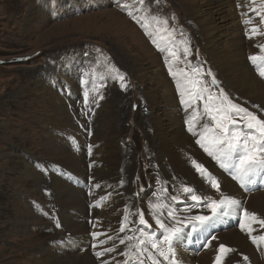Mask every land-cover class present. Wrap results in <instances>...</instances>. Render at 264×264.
<instances>
[{
    "label": "rangeland",
    "instance_id": "374dc122",
    "mask_svg": "<svg viewBox=\"0 0 264 264\" xmlns=\"http://www.w3.org/2000/svg\"><path fill=\"white\" fill-rule=\"evenodd\" d=\"M196 1L201 7L210 9L205 17L214 22L215 28L209 35L202 32L204 20L194 18L181 0H159L158 4L155 0H145L144 5L138 0H0V264H37L42 256L28 252H35L32 247L39 245L59 256L70 255L65 249L71 231L64 222L56 191L65 188L70 194L77 195L81 191L84 194L89 187L72 175L68 167L61 164L60 158L69 155L73 160L88 164L95 141H105L104 149L117 153L113 159L117 164L115 173L120 178L125 197L127 211L124 216L131 213L129 228L143 227L137 223L138 209L144 211L153 228L157 227L150 218L148 205L155 202L156 193L162 186H167L169 194L175 195L173 186L178 189L185 184L196 189L199 195L219 199L221 193L224 194V179L238 184L209 155L215 165V170L209 169V172L219 180L220 192L193 167L192 159L202 164L194 152H183V162L197 178L200 177V184L204 180L202 190L185 168L168 161L167 157L162 158L160 127L165 128L171 137L178 135L179 128L190 133L187 121L192 109L185 110L179 95H174L177 102L172 105L162 101V78L171 83L174 93H179L177 80L168 70L166 53L152 43L153 37L120 6L123 3L131 5L137 19L145 15L166 18L169 27L176 30L177 40L186 37L190 41L191 55L185 57L180 52L182 61L190 62L187 67L202 65L205 71L211 68L220 82L219 88H223L234 103L249 107L264 119V107L239 91V81L243 77L237 73V68L228 74L224 66L215 62L218 56H214L207 44L209 39L220 35L221 42H226L240 31H244L246 40L249 39L244 21L251 19L252 25L260 23V18L249 10L259 8V3L244 0L250 2L245 7L249 11H243L245 16L236 7V14L229 11L223 14L224 18L218 19L215 11L221 6L217 0L208 6L205 5L208 0ZM248 64L254 77L264 85V78L258 75L249 59ZM138 65L147 69V76H137ZM182 67H185L183 62L177 63L174 70ZM117 70L125 74L126 88L121 87V82L115 78ZM204 79L210 81L211 78L205 75ZM246 82L254 87L252 79L247 78ZM149 90L157 99L147 94ZM212 90L218 91V88ZM200 111H203L202 105ZM169 120L173 121L171 125ZM53 131L61 143L59 162L53 155L55 149L47 147ZM196 131L199 133V125ZM193 146L195 150L200 147L197 143ZM19 178L29 182V189L35 191L33 197L27 198L35 220L21 230L19 195L25 197L26 193H19ZM250 193H264V190L248 192L247 195ZM181 198L186 200L187 196L182 194ZM176 207L179 209L183 205ZM258 209L264 218V205H259ZM201 212L209 214L198 208L188 214L181 213V217ZM241 217H226L221 222L226 224L225 230L217 232L206 249L202 250L204 244L200 249L190 247L188 257L192 258L191 264H215L221 244L232 249L222 256L221 264H250L251 254L236 245L243 236ZM89 219L87 223L91 224ZM189 230L190 227L185 231ZM133 234L126 230L122 238ZM232 237L235 240L224 243ZM92 241L88 253L97 257L96 248L102 244L99 241L92 244ZM113 246L114 242L110 241L105 248ZM182 247L187 248L186 243Z\"/></svg>",
    "mask_w": 264,
    "mask_h": 264
},
{
    "label": "snow or ice",
    "instance_id": "6c2138e0",
    "mask_svg": "<svg viewBox=\"0 0 264 264\" xmlns=\"http://www.w3.org/2000/svg\"><path fill=\"white\" fill-rule=\"evenodd\" d=\"M155 2L158 4L159 0ZM138 3L144 5L145 0H138ZM251 3H256V0H251ZM120 6L141 24L149 36L153 37L152 43L166 53L165 60L170 75L177 80L181 104L185 110L192 109L187 126L194 135L198 134L196 143L242 187L254 182L258 177L264 179V119L247 107L234 103L225 90L219 88L220 82L211 68L205 71L202 65L193 66L191 69L187 67L190 62L182 61L180 52L182 51L185 57L191 55L190 41L183 37V33H181L183 38L177 40L176 30L169 27L166 18H149L145 15L137 19L131 5L123 3ZM249 10L260 17V24H264V0H259V8L253 7ZM242 15L245 14L242 13ZM244 23L250 25L252 21L247 19ZM260 24L252 25L246 30L249 39L256 35H264L260 32ZM256 47L260 51L251 55L249 60L255 66L258 75L264 78V44H258ZM181 62L185 64V67L174 70V65ZM117 73L115 78L119 79L121 87L126 88L125 74L119 73V70ZM205 75L211 78L210 81L204 79ZM213 87L218 88V91H213ZM255 107L258 108L259 105ZM201 121L205 122L201 123ZM197 125L200 126L199 133L196 131ZM191 163L196 171L206 178L210 186L220 192L219 180L195 159H192ZM164 184L167 185L168 182L165 181ZM96 187L99 188L100 185L97 184ZM173 188L177 193L175 195L169 194L167 186H162L156 193L155 202H150L148 205L150 218L154 220L156 228H153L145 218L142 209H138L137 223L143 227L129 228V224L132 223L129 220L130 212L123 217L119 232L125 233L127 230L134 233L119 238V244L125 245V250L120 253L125 257L123 264H182L177 254L178 250L184 243L191 242L193 234L197 239L203 236L204 246H208L211 240L215 239V236H211L215 225L221 223L226 217L237 214L242 216L240 227L250 234L253 243L257 247L264 244V232L252 235L255 231L253 224L264 230V219L259 218L257 213L244 208L240 200L223 193L219 199L199 195L196 189L185 184H181L178 189L175 186ZM182 194L187 196L186 200L181 198ZM100 199L104 200L105 197ZM178 204H182L183 207L178 209L176 207ZM198 208L207 210L209 214L205 215L201 212L181 217V213L188 214ZM189 226L190 230L185 231ZM91 235L97 238L106 234L93 232ZM113 239L112 236H107L106 240H100L99 243L105 244ZM93 247L96 245L94 244ZM115 250V247L104 248L95 254L97 257H103L106 252ZM230 251L232 249L221 244L215 264H221L222 256ZM244 259L247 260V257ZM103 264H109V262L104 261Z\"/></svg>",
    "mask_w": 264,
    "mask_h": 264
},
{
    "label": "bare ground",
    "instance_id": "6f19581e",
    "mask_svg": "<svg viewBox=\"0 0 264 264\" xmlns=\"http://www.w3.org/2000/svg\"><path fill=\"white\" fill-rule=\"evenodd\" d=\"M181 1L184 5H186V7L189 10H191L192 14L194 15V18L201 19L202 21L204 20V23H202L203 33L207 32L209 35L211 32H214V28H215V26L213 25L214 22H211L208 19L209 17L208 18L205 17L206 11L210 9L208 8L205 9L206 7L205 8L201 7L200 5L197 4L198 2L196 0H181ZM212 1L213 0H208L205 5L208 6L210 3H212ZM217 1L219 2V5L221 6L217 11H215L217 13V16H219L218 19L224 18L223 14L229 11H231L232 14L233 13L236 14V12H234L236 11V7L242 13L243 11L245 13L246 8L248 7L247 4L250 3V2L246 3V1L244 0L242 2L240 0H217ZM238 1L240 3H238ZM256 2L259 3V0H256ZM238 4H239V7H238ZM249 7H251V5ZM253 15H256V14L253 13ZM225 17H228V16L225 15ZM198 24L199 23H197V25ZM254 25H257V24H254ZM260 25H261L260 32L264 33V24H260ZM251 27H252V24L247 25L246 30L250 29ZM243 33L244 31H240L239 33L237 32V34H235L230 40L229 39L227 40L228 42L227 41L221 42V40H223V39L221 40L219 39L221 35L218 38L209 39L207 42L208 49L214 54V56L215 55L218 56L217 57L218 59L215 62L218 63V65L220 66H224L228 74L232 73L234 68L235 69L237 68L236 70L239 71L237 73H240L241 76L240 75L239 76L243 77V79L241 78V80L239 81L240 83L238 86L239 91H242V94L247 98L249 97L254 98L257 101V103H255L254 101L255 104H259L261 105V107L262 106L264 107V85L256 77H254V74L251 73V67L248 64L249 57L260 51V49L256 47V45L264 44V35H256L258 36L257 39H247L246 40L243 36ZM245 35L247 36V34ZM204 36L206 37V35ZM220 66H218V68H220ZM137 67H139L136 69L137 74H138L137 76L144 77L148 75V72L146 71L147 69H145L143 66L138 65ZM247 78L249 80L252 79L254 81L255 83L253 84L254 87H251L249 82H246ZM160 83L163 87V94L160 97L162 101L166 102L168 105H172L176 103L177 99L174 95L177 96L179 95V93L173 92L171 83L168 80L166 81L165 78L160 79ZM150 91L151 90H149L147 94L153 95L152 97L157 99V96L155 95V93L152 94ZM148 95L146 96L149 97ZM150 101H153V100H150ZM169 122H170V125L173 123L172 120H169ZM175 133L176 132H174V134ZM158 134L160 137L159 147H161L162 154H164L162 158L165 159V157H167L168 161L176 163L182 166L183 168H185L189 172V175L196 181L197 187L202 190V188L204 187L203 185H205L204 180L200 184L198 180L200 177L197 178L195 174L193 173V171L190 169V167L186 166L185 162H183L184 157L182 156V154H185L183 152H186V151H190L192 153L194 152L193 155L199 158L202 161V164L208 170L209 169L215 170V165L210 160V157L208 156V154L201 147H196V150L194 149L193 145L196 144V140L199 138V136L194 135L192 132L186 133L182 129L179 128L178 135L171 137V135L168 134V131H166V129L163 127H160ZM104 142L102 143L101 141H95L88 164L81 163L80 162L81 160L80 161H77V159L73 160L70 158L69 155H63V158H60L61 164L64 167H68L70 173L74 175L78 180L82 181L84 184H87L89 187V190H87L88 193H86L87 191H84V194H83V192L81 191V192H78L77 195H72L68 192L67 189L58 188V190L56 191V194H57L56 199L59 200V205H61L60 211L61 213H63L62 216H63L64 222L70 228V231H71L70 238L68 239V244L65 249L67 250V252H70L69 253L70 255L59 256L57 253H52L50 249H48L46 246H41V245H39L38 247L33 246L32 248L35 249V252H31L32 251L31 250L28 253L40 254L42 256L41 261H36L37 264H97L98 262L100 264H103V262L108 259H111L109 264H123L124 257L121 256L120 253L125 249V245L119 244V238H122L123 236V233L119 232V229L122 225L123 216L125 214V211H127V209L125 205L124 193L121 188V181H120L119 176L115 173L117 164L113 159L117 157V153L116 151H111L110 149L109 150L104 149L105 148ZM60 144L61 143H58V137L56 136V132L55 131H53V133L51 132V139L47 142V147L48 149H55V151L53 152V155L56 156V159L58 160V162L60 160L58 159L59 155L62 154ZM226 174L230 175L229 172H226ZM232 181L228 179H224V184L222 188L224 194L240 200L244 208H247L250 212L257 213L259 218L264 219L263 217H261L262 214L258 211L259 210L258 206L264 205V193H258V194H253V195L250 193L249 195H247L248 192L264 190V179H261L258 177L255 179L254 182L247 184L246 186H243V187L239 184L238 181L236 182L240 186L238 184L236 185V183ZM29 184H30L29 182H25L23 179L19 178V193H22V192L26 193L25 197L22 196V194L19 195V208H18L19 209V219L21 218L20 223H19V230H21L22 228L24 229L29 223L32 222V220H35V218L32 216V212H31L32 209L30 206V202L28 203V200H27V198H30L31 196L33 197L35 195V191L29 189L28 187ZM97 184L100 185L99 188L96 187ZM109 193L111 195H108ZM243 193H246V194H243ZM87 197H91V198L89 199ZM101 197H105V199L101 200L100 199ZM237 215H240V214H237ZM87 219H89L88 222L92 221V223L88 224ZM152 222H153V219H152ZM225 228H226L225 223L216 224L215 230L211 231V236H215L217 232L221 230H225ZM253 228L255 229V231L252 233V235H259L264 231L258 225H255V224H253ZM91 232L92 233L93 232L105 233L106 235H101L97 237L98 240L94 238L92 241V237H91L92 235L90 234ZM107 236H112L114 239L108 240L107 243L102 244V245L98 243L100 246L96 248L95 252L102 251L110 241L114 242L113 247H115L116 250L111 253L106 252L103 257H96V256L92 257L88 253L90 242L92 241V244H93L100 240H106ZM211 236H209V239H211ZM241 238H242L241 241H239L236 245H238L240 248L245 249L247 252L251 254L252 263L250 261V264H264V244H261L259 247H257V245L253 243L250 237V234L245 229H243V236H241ZM229 240H235V238L232 237V239H227L224 241V243H227ZM202 244H204V237H200L199 239H197L196 236L193 235L191 238V242H186L187 248L181 247V249L178 250L177 254L182 264H191L192 258L188 257V254L190 253L189 248L198 246L200 249V245ZM204 249H206V246L202 248V250ZM116 251L118 252L116 253ZM257 251H259L260 254H258ZM82 252L85 254H82Z\"/></svg>",
    "mask_w": 264,
    "mask_h": 264
}]
</instances>
